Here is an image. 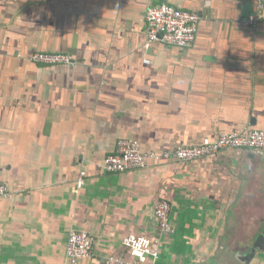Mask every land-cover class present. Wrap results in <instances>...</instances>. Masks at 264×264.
<instances>
[{"label": "crops", "instance_id": "1", "mask_svg": "<svg viewBox=\"0 0 264 264\" xmlns=\"http://www.w3.org/2000/svg\"><path fill=\"white\" fill-rule=\"evenodd\" d=\"M256 1L0 0V181L11 191L0 196V264H105L156 238V264L264 262V154L96 164L120 138L161 152L264 129V20L241 22ZM163 3L200 15L192 46L146 47V9ZM37 51L73 62L36 63ZM162 198L170 234L155 215ZM72 229L94 235L89 258L67 257Z\"/></svg>", "mask_w": 264, "mask_h": 264}, {"label": "built area", "instance_id": "2", "mask_svg": "<svg viewBox=\"0 0 264 264\" xmlns=\"http://www.w3.org/2000/svg\"><path fill=\"white\" fill-rule=\"evenodd\" d=\"M264 20V0L256 1V9L242 19L246 26H256ZM148 25V40L146 47L150 48L153 42H163L177 47H190L194 44L200 22V15L191 10L181 9L174 5L152 4L146 9ZM30 60L46 65L68 64L73 59L68 53L37 51ZM145 61H149L146 59ZM226 148H242L264 150V129H254L248 133L233 131L222 132L217 137H205L199 143L192 145H178L173 150L144 151L141 142L136 138H120L116 149L97 164L103 172H125L133 169H145L154 163L176 159L181 161L195 160L205 156L215 155ZM85 171L78 178V184L84 183ZM11 191L7 184L0 181V196L8 197ZM171 202L160 199L155 205V215L159 228L163 233L175 231L171 222ZM95 237L86 230L72 229L69 233L67 257L71 260L89 258L93 253ZM162 242L159 238L151 245L133 239L129 243V257L109 255L105 264H156L160 257ZM259 264H264L261 262Z\"/></svg>", "mask_w": 264, "mask_h": 264}, {"label": "water", "instance_id": "3", "mask_svg": "<svg viewBox=\"0 0 264 264\" xmlns=\"http://www.w3.org/2000/svg\"><path fill=\"white\" fill-rule=\"evenodd\" d=\"M254 151H256L257 153H260V154H264V150L255 149ZM255 247H257V245Z\"/></svg>", "mask_w": 264, "mask_h": 264}]
</instances>
